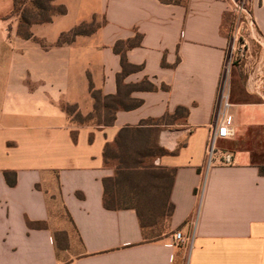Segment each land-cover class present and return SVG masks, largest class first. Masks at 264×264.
<instances>
[{"label":"crops","instance_id":"0c3cea01","mask_svg":"<svg viewBox=\"0 0 264 264\" xmlns=\"http://www.w3.org/2000/svg\"><path fill=\"white\" fill-rule=\"evenodd\" d=\"M56 4L67 14L31 27L42 42L18 35V16L5 19L13 0L7 9L0 5V264H264V174L253 151L222 147L244 140L241 116L249 126L264 124V103L232 102L235 136L219 141L208 167L231 2ZM250 6L264 41V0ZM93 19L99 24L94 33L57 44L62 33ZM137 35L141 44L126 56L142 69L124 83L148 79L158 89L133 92L142 104L118 111L110 126L72 123L62 104L92 113L91 82L115 95L122 72L115 45ZM257 69L253 78L263 84L264 54ZM254 92L264 97V87ZM180 107L186 116L156 124ZM144 122L159 128L153 144L166 151L151 160L153 169L173 174L159 183L162 193L151 194V208L173 211L165 229L148 239L135 209L104 204V180L114 175L105 165V147L122 128ZM223 151L233 154L231 164L221 162Z\"/></svg>","mask_w":264,"mask_h":264},{"label":"trees","instance_id":"16d2710c","mask_svg":"<svg viewBox=\"0 0 264 264\" xmlns=\"http://www.w3.org/2000/svg\"><path fill=\"white\" fill-rule=\"evenodd\" d=\"M57 0H13V11L5 19L13 16L19 17L18 35L25 40L42 42L36 38L31 27L37 24L51 23L55 17L67 14V7L56 4ZM167 4H180L184 0H160ZM228 22L231 29L235 24L232 12L225 14L224 22ZM99 27L95 19L87 23L83 22L68 32L62 33L57 44L64 45L73 42L78 36L91 35ZM141 35L128 41H119L115 45V52L121 56L122 72L117 76L118 91L115 95H104L96 90L90 83V93L94 100V111L83 115L77 105L62 104V109L67 113L72 123L77 126L97 124L110 126L114 123L116 114L120 110H132L142 104L141 100L131 95L135 91H155L158 89L152 82L145 79L138 84H125V77L131 72L142 69L128 62L126 50L141 44ZM163 88H166L163 86ZM188 110L178 108L174 115H167L156 124L170 121L179 115H187ZM151 125V123H149ZM159 128H151L147 122L138 127L122 128L115 140L108 143L104 150L105 165L113 168L114 175L104 180V204L107 209L121 210L133 208L138 214L141 229L146 239L162 231L159 224L169 218L173 208H151V194L162 193L164 186L159 184L163 178L168 181L173 174L157 172L153 169L151 160L166 151L155 147L153 140L156 139ZM259 169L264 174V164ZM7 177H9L7 175ZM159 229V230H158ZM155 232L151 233L150 232Z\"/></svg>","mask_w":264,"mask_h":264},{"label":"rangeland","instance_id":"374dc122","mask_svg":"<svg viewBox=\"0 0 264 264\" xmlns=\"http://www.w3.org/2000/svg\"><path fill=\"white\" fill-rule=\"evenodd\" d=\"M10 1L11 0H0L1 9H7ZM244 1L245 6L250 10L251 0ZM223 32L228 35L230 40L229 42H232V40L236 39V48H241L243 50L242 52L234 53L232 56L233 62L231 64L230 70V92L232 102L235 105L236 103H264V97L254 92L256 89H263L264 83L262 84L261 81H259L261 80V78H253L255 72H257L258 70L257 66L261 63V54H264L261 45L253 36H251L249 30L244 25L239 26L238 23H236V20L231 29L229 28L228 22L226 21L223 25ZM228 56L230 57L229 49ZM226 66L228 70V63L226 64ZM261 84L263 86L262 88L260 86ZM253 85L254 88L251 89ZM258 114V112L252 113V115H255V117H257ZM239 122L241 124L240 129L244 135V140H237L236 142L231 141L223 144L222 147L231 152H236L239 150H251L255 154L254 161L257 164H264V124H256L255 122L249 126L247 125V118L245 119L242 116L239 118ZM219 148L220 145L218 144L217 149ZM164 221L165 220H163L162 223L159 224V229H165L166 226H164ZM151 233L155 232L152 231L149 233V235H151Z\"/></svg>","mask_w":264,"mask_h":264},{"label":"built area","instance_id":"2783aa9c","mask_svg":"<svg viewBox=\"0 0 264 264\" xmlns=\"http://www.w3.org/2000/svg\"><path fill=\"white\" fill-rule=\"evenodd\" d=\"M231 2V12L234 13V18L236 23L239 26H245L251 36H253L256 41L261 45L263 53H264V41L257 34L255 24L251 15V11L245 6V1H237V0H229ZM228 49L230 51V57L227 55L223 76L221 79L218 99H217V109L215 113V121H214V133L212 137V141L209 147L208 152V167L211 166L214 161L216 155L218 154L217 145L220 140H231L234 138L236 133L235 128V119L233 114L231 113V109L233 107V103L231 100V92H230V70L232 64V56L234 53L242 52L241 48H236V39L229 42ZM228 60V62H227ZM228 63V70L226 64ZM229 75V77H228ZM221 162L225 165H229L233 162V154L231 152L223 151L221 152ZM174 240L179 242L182 240V234L180 232L175 233Z\"/></svg>","mask_w":264,"mask_h":264}]
</instances>
